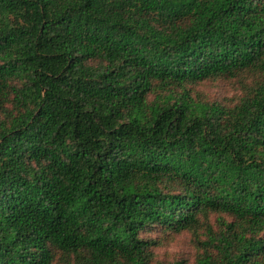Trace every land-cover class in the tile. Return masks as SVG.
Returning <instances> with one entry per match:
<instances>
[{
    "label": "trees",
    "instance_id": "trees-1",
    "mask_svg": "<svg viewBox=\"0 0 264 264\" xmlns=\"http://www.w3.org/2000/svg\"><path fill=\"white\" fill-rule=\"evenodd\" d=\"M155 232L264 264V0H0V264H158Z\"/></svg>",
    "mask_w": 264,
    "mask_h": 264
},
{
    "label": "rangeland",
    "instance_id": "rangeland-1",
    "mask_svg": "<svg viewBox=\"0 0 264 264\" xmlns=\"http://www.w3.org/2000/svg\"><path fill=\"white\" fill-rule=\"evenodd\" d=\"M192 95L205 103H221L232 105L236 103L244 92V84L237 80H211L192 88ZM217 217L211 220L216 226ZM144 237L157 238L161 242L155 250L158 264H194L198 253V246L191 233L180 235L155 232L143 234Z\"/></svg>",
    "mask_w": 264,
    "mask_h": 264
}]
</instances>
